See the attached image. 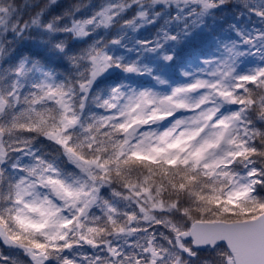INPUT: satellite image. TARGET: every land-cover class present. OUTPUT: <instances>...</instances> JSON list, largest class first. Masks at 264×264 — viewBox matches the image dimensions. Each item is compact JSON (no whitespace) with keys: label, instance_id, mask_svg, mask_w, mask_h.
<instances>
[{"label":"snow or ice","instance_id":"obj_1","mask_svg":"<svg viewBox=\"0 0 264 264\" xmlns=\"http://www.w3.org/2000/svg\"><path fill=\"white\" fill-rule=\"evenodd\" d=\"M54 5L31 18L45 62L0 0V244L31 264H264V0L194 37L114 35L119 57L54 41ZM228 7L201 0L198 17ZM61 9L78 36L116 11Z\"/></svg>","mask_w":264,"mask_h":264},{"label":"clouds","instance_id":"obj_2","mask_svg":"<svg viewBox=\"0 0 264 264\" xmlns=\"http://www.w3.org/2000/svg\"><path fill=\"white\" fill-rule=\"evenodd\" d=\"M2 2L5 5H11L9 0H2ZM200 2L201 0H67L64 6L75 9L81 14H90L100 8L101 5L107 6L109 4L116 11L113 19L105 23H101L99 15H97L94 21L87 25L86 35L78 36L72 30L71 17H64L61 14L63 11L61 9L58 14H55L60 22V27L54 41H62L69 53L78 52L80 49L94 44L107 49L110 55L119 57L120 53L113 48L111 43L114 35L125 40L126 43H132L136 35L145 32V30H150L149 34L153 36H160L162 35L160 29L173 34H183L187 29L188 35L194 37L201 30L208 31L219 25H223L226 29L228 17L234 21L239 20L241 0H208L213 9L217 4H224L229 7L226 15L222 12L212 11L209 16L203 19L198 17ZM46 3L48 0H16L15 4L11 5L12 11L6 13L8 28H15L20 25V29L23 31L24 26L27 25L32 29L30 32H24V36L18 41V45L23 48V55L41 60H45V57L48 56L57 55L52 50L51 43H42V39H47L48 31L31 23L32 16ZM140 11L147 15L140 16ZM80 18L83 19V16ZM193 21L198 22L194 24ZM64 23H68L67 30L63 26ZM13 40H16V37L8 33L5 42ZM25 45L29 47H25ZM32 50H38L41 55H34ZM45 62L47 61L45 60ZM49 66L61 72L72 71L67 59H64L62 64ZM101 87L103 88L104 85ZM0 247L12 258V264H31L30 257L22 249L9 247L6 244H0Z\"/></svg>","mask_w":264,"mask_h":264},{"label":"trees","instance_id":"obj_3","mask_svg":"<svg viewBox=\"0 0 264 264\" xmlns=\"http://www.w3.org/2000/svg\"><path fill=\"white\" fill-rule=\"evenodd\" d=\"M15 2H16V0H9V4H11V5H14ZM66 3H67V0H59L58 5H54L52 10L55 11V12L58 14V13L61 11V7L64 6ZM11 11H12V9H11ZM49 18H50V17H49ZM233 22H235V21L233 20ZM240 26H241V27H249V26H251V25H250V24L245 25V24L243 23V19H241ZM149 31H150V30H145L144 33H149ZM19 47H20V46H19ZM25 47H29V46H28V45H25ZM30 50H31V49H30ZM32 51H33V54H34V55H41V53H39L38 50H32Z\"/></svg>","mask_w":264,"mask_h":264}]
</instances>
